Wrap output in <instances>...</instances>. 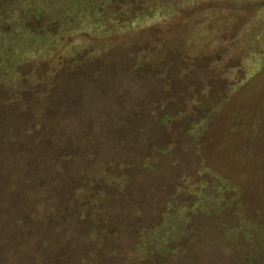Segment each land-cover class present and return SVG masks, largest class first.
Here are the masks:
<instances>
[{"label":"rangeland","instance_id":"obj_1","mask_svg":"<svg viewBox=\"0 0 264 264\" xmlns=\"http://www.w3.org/2000/svg\"><path fill=\"white\" fill-rule=\"evenodd\" d=\"M194 1L66 0L28 17L41 37L0 73V264H264L225 238L247 208L240 166L264 188V65L250 72L264 32L253 44L240 21L263 5V24L264 0L190 9L240 16L185 47ZM46 45L59 58L42 61Z\"/></svg>","mask_w":264,"mask_h":264},{"label":"trees","instance_id":"obj_2","mask_svg":"<svg viewBox=\"0 0 264 264\" xmlns=\"http://www.w3.org/2000/svg\"><path fill=\"white\" fill-rule=\"evenodd\" d=\"M226 2L230 5H233V8H242L246 6L243 3L248 2V4H255L258 1L262 0H196L193 3L188 4L186 11V19L184 17L181 21L182 30L184 31V35L177 34V39L183 46L188 45L190 42V34L193 32L194 28H206L208 25L214 26V20L218 14H226L229 17L234 16V19H239L240 14H236L235 12H226L222 13L211 11L204 12L205 16H201L198 13L192 11V9L204 5L206 3H216V2ZM246 1V2H245ZM247 4V5H248ZM263 4V3H262ZM263 6V5H261ZM260 6V7H261ZM189 7V8H188ZM214 6H210L213 8ZM259 7V8H260ZM67 3L66 0H0V73L4 75V72H7L8 69L15 63L14 58L17 55H20L22 52L25 53L27 46L32 42H37L40 39V35L30 30V26H28V17H39L46 13H51L49 10H56L57 12L66 9ZM256 8L255 10H260ZM191 9V10H190ZM151 10L148 8V12H152V16L158 15L159 9ZM255 10L251 12V15H242L240 17V21L243 23L250 22V29L248 32L252 36V43L255 44L257 40V36L264 31V23L262 24L258 13H255ZM155 11V12H153ZM217 13V14H216ZM176 23H179L176 22ZM127 27H123L125 30ZM32 31V32H31ZM111 31V30H110ZM116 35L118 33H123L122 31L116 30ZM212 35H209L207 29H204L202 32V41L207 44L210 39L218 38L215 35V31L212 30ZM107 37V36H106ZM106 40H112V38L107 37ZM264 41L263 37H260L259 42ZM102 44H104L103 40H100ZM258 42V43H259ZM262 44V42L260 43ZM186 47V46H185ZM149 51H144L145 56H149ZM252 55V53H249ZM248 55V56H249ZM143 57V55L141 56ZM254 66L250 70V72H256L259 69V66L264 65V57L260 58V62H256L253 64ZM258 67V68H256ZM6 76V74H5ZM231 159V157L229 158ZM247 165V164H243ZM242 170L248 171V175L252 179V181L256 184L252 185L250 178L247 177V182L242 181L241 184L237 183L239 187V195L241 196V201L247 206L243 211L242 218L238 227L231 228L225 236L226 240L232 244H234L238 249H240L242 255L248 258L249 262H254L261 254H264V188L261 189L257 194L254 193V189L257 186L258 176L257 171H255L252 165L248 164V166H240ZM244 170V171H245ZM215 171V170H212ZM218 177L226 178L228 180V176L226 174H221V171L214 172ZM242 176H246V174H242ZM257 176V177H256ZM259 182V181H258ZM248 184V190L245 194V188ZM261 184L264 185L262 182ZM255 202H259V205H256ZM84 207H81V211H84ZM171 235L170 233H168ZM168 236L164 238L163 236L157 238L158 241L154 242L155 245L160 246L158 248V253H164L163 251L166 247V241ZM162 241V242H161ZM169 249V248H167Z\"/></svg>","mask_w":264,"mask_h":264},{"label":"flooded vegetation","instance_id":"obj_3","mask_svg":"<svg viewBox=\"0 0 264 264\" xmlns=\"http://www.w3.org/2000/svg\"><path fill=\"white\" fill-rule=\"evenodd\" d=\"M119 30V31H122V29H123V27L121 28V26H116V27H112V28H110V29H108V30H106V34H108V33H111V34H116L117 32H116V30ZM111 30V31H110ZM119 34V33H118ZM106 37V36H105ZM103 42L104 43H108V41L104 38L103 39ZM46 49V50H45ZM59 52H61V50H59V46H54V45H46V46H44V48L42 49V51H41V57L40 58H42V61H44V62H46V61H48V58L50 57V56H52V55H54L55 53L57 54L56 56H58L57 58H59V55H61L62 54V52H61V54H59ZM54 53V54H53ZM64 53V52H63ZM55 60H57V59H55ZM37 83H40V82H37ZM18 84V83H17ZM16 84V85H17ZM8 85H10V83H8ZM16 85H11V86H16ZM12 99H16L15 97H13ZM17 101H19V99H17Z\"/></svg>","mask_w":264,"mask_h":264}]
</instances>
